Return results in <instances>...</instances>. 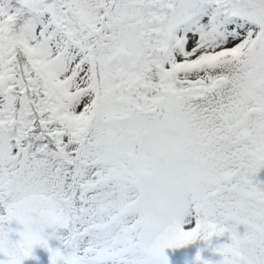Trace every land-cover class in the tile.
<instances>
[{
	"label": "snow or ice",
	"instance_id": "6c2138e0",
	"mask_svg": "<svg viewBox=\"0 0 264 264\" xmlns=\"http://www.w3.org/2000/svg\"><path fill=\"white\" fill-rule=\"evenodd\" d=\"M261 169L264 0H0V264H264Z\"/></svg>",
	"mask_w": 264,
	"mask_h": 264
},
{
	"label": "rangeland",
	"instance_id": "374dc122",
	"mask_svg": "<svg viewBox=\"0 0 264 264\" xmlns=\"http://www.w3.org/2000/svg\"><path fill=\"white\" fill-rule=\"evenodd\" d=\"M256 179L262 183H264V169H261L257 174ZM12 227H16L15 224ZM239 231L243 232V226L239 229ZM50 233L51 230H48ZM13 238H16L13 236ZM212 245H206V243L202 240H197L189 245H186L180 249H165V254L169 257L170 264H190V262L194 259L197 251L204 249L201 252V256L203 259H211L213 261L220 259L219 255L212 252L211 248L214 247L217 243H225L228 242V235L220 238H212ZM49 246L52 248L61 247V244L55 238L49 239ZM33 255L36 259H26L24 264H49V253L46 249L37 246L33 250ZM2 258V257H0Z\"/></svg>",
	"mask_w": 264,
	"mask_h": 264
}]
</instances>
